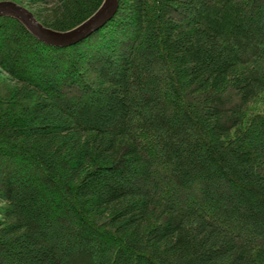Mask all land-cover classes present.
<instances>
[{
    "label": "trees",
    "instance_id": "1",
    "mask_svg": "<svg viewBox=\"0 0 264 264\" xmlns=\"http://www.w3.org/2000/svg\"><path fill=\"white\" fill-rule=\"evenodd\" d=\"M0 67V264H264V0L0 16Z\"/></svg>",
    "mask_w": 264,
    "mask_h": 264
},
{
    "label": "water",
    "instance_id": "2",
    "mask_svg": "<svg viewBox=\"0 0 264 264\" xmlns=\"http://www.w3.org/2000/svg\"><path fill=\"white\" fill-rule=\"evenodd\" d=\"M119 0H103L99 7L76 26L60 31L43 25L25 6L14 0H0V16H10L21 22L38 40L53 46H68L103 25L116 11Z\"/></svg>",
    "mask_w": 264,
    "mask_h": 264
},
{
    "label": "rangeland",
    "instance_id": "3",
    "mask_svg": "<svg viewBox=\"0 0 264 264\" xmlns=\"http://www.w3.org/2000/svg\"><path fill=\"white\" fill-rule=\"evenodd\" d=\"M19 1H22V0H19ZM23 4H26V5H28V6H32V3L30 2V0H23ZM45 5L46 4H44V7H45ZM46 7H48V6H46ZM35 8V6H32L31 7V9H34ZM37 9V8H36ZM5 39V38H4ZM107 52V51H106ZM111 52L112 51H109L108 53H106V54H111ZM83 63V62H82ZM257 64H258V62H257ZM83 70H86V71H88L87 70V67H86V64H84V66H83ZM7 79H9V76L3 71V69L0 67V87H1V85H4L5 86V84H7L8 83V80ZM176 205H178L179 204V201H177L176 203H175Z\"/></svg>",
    "mask_w": 264,
    "mask_h": 264
}]
</instances>
